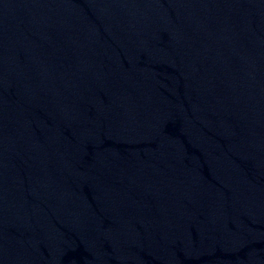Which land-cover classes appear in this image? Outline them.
Returning <instances> with one entry per match:
<instances>
[{
    "label": "water",
    "instance_id": "water-1",
    "mask_svg": "<svg viewBox=\"0 0 264 264\" xmlns=\"http://www.w3.org/2000/svg\"><path fill=\"white\" fill-rule=\"evenodd\" d=\"M0 264H264V0H0Z\"/></svg>",
    "mask_w": 264,
    "mask_h": 264
}]
</instances>
